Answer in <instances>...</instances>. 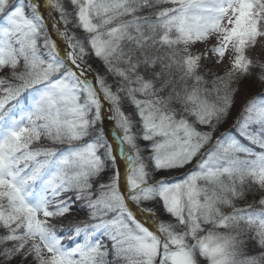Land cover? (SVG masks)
<instances>
[{
	"label": "snow or ice",
	"instance_id": "6c2138e0",
	"mask_svg": "<svg viewBox=\"0 0 264 264\" xmlns=\"http://www.w3.org/2000/svg\"><path fill=\"white\" fill-rule=\"evenodd\" d=\"M258 48L264 0H0V264H264Z\"/></svg>",
	"mask_w": 264,
	"mask_h": 264
},
{
	"label": "rangeland",
	"instance_id": "374dc122",
	"mask_svg": "<svg viewBox=\"0 0 264 264\" xmlns=\"http://www.w3.org/2000/svg\"><path fill=\"white\" fill-rule=\"evenodd\" d=\"M215 41L214 40H209L207 42L206 45H201V44H197L193 47L192 51L193 53H196V52H204L205 51V48H210L214 45ZM211 56V54H210ZM251 58L253 60H260L261 62H264V51H262L261 49H256L254 52L251 53ZM215 57H211L209 60H203L202 63L206 65L207 68H210L212 71L214 72H217L218 74H222L226 65H227V61H224L223 63L221 64H215L213 61H214ZM253 81L252 80H247L245 81V85L247 87V89H253L254 88V84L256 83H252ZM132 109H130V107H127V111L126 113H131L134 109L133 107H131ZM138 119V118H137ZM138 143L140 145L141 148H146L148 143L149 142H146V141H143L142 139L141 140H138ZM142 155H149V153L147 151H144L142 153ZM190 167V166H189ZM173 174L171 173H167L166 175H171V176H180L181 174L177 173V171H173L172 172ZM158 215L161 216L162 219L164 220H167L168 219V216L167 214L163 213L160 214L157 212ZM4 232L2 229H0V235H3ZM249 248L251 249V253L250 254H255V251L253 248H251V245H249ZM200 259V264H206V262L203 260V258H199Z\"/></svg>",
	"mask_w": 264,
	"mask_h": 264
},
{
	"label": "trees",
	"instance_id": "16d2710c",
	"mask_svg": "<svg viewBox=\"0 0 264 264\" xmlns=\"http://www.w3.org/2000/svg\"><path fill=\"white\" fill-rule=\"evenodd\" d=\"M93 66L94 67H98L99 65H98V62H94V64H93ZM253 82L252 83H256V84H254V88L253 89H247L248 91H247V94L248 95H252V94H255V93H257V92H259L260 91V85L255 81V80H252ZM127 107H130V109H132L131 107L132 106H130V105H125V111H127ZM145 157L146 156H148V155H144ZM187 169H185L184 171H186ZM177 173H179V174H181L180 172H178L177 171ZM167 173H162V175H166ZM171 174H173L172 172H171ZM158 213H160V214H162L163 215V213L162 212H159L158 211ZM251 248H252V246H251ZM247 250V252L250 254L251 253V249L249 248V246H248V248L246 249Z\"/></svg>",
	"mask_w": 264,
	"mask_h": 264
}]
</instances>
